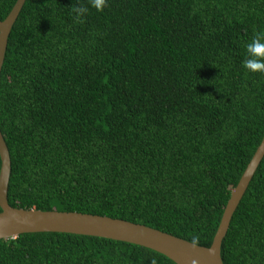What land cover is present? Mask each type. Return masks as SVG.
<instances>
[{"label": "trees", "instance_id": "16d2710c", "mask_svg": "<svg viewBox=\"0 0 264 264\" xmlns=\"http://www.w3.org/2000/svg\"><path fill=\"white\" fill-rule=\"evenodd\" d=\"M16 1L0 0V20ZM77 7L88 11L78 17ZM258 33L264 0H106L102 11L91 0H26L0 75L9 203L125 219L210 246L264 138V74L242 67ZM222 258L264 264V158ZM153 260L176 264L99 236L0 239V264Z\"/></svg>", "mask_w": 264, "mask_h": 264}, {"label": "water", "instance_id": "95a60500", "mask_svg": "<svg viewBox=\"0 0 264 264\" xmlns=\"http://www.w3.org/2000/svg\"><path fill=\"white\" fill-rule=\"evenodd\" d=\"M26 0H17L8 16L0 20V75L9 37ZM0 239L32 232H66L110 238L153 249L176 264H224L222 243L250 182L264 158V138L238 184L232 189L218 230L210 246L197 244L151 226L106 215L77 211L40 210L13 207L8 191L12 172L9 147L0 128Z\"/></svg>", "mask_w": 264, "mask_h": 264}, {"label": "clouds", "instance_id": "9594fccd", "mask_svg": "<svg viewBox=\"0 0 264 264\" xmlns=\"http://www.w3.org/2000/svg\"><path fill=\"white\" fill-rule=\"evenodd\" d=\"M105 2L106 0H91V6L98 11H102ZM74 11L77 13L78 17H83L88 9L85 7H77ZM242 67L247 73L264 74V33H258L245 45ZM198 239L197 236L192 237L191 243L193 246L197 245ZM152 264H156V261L153 260Z\"/></svg>", "mask_w": 264, "mask_h": 264}]
</instances>
